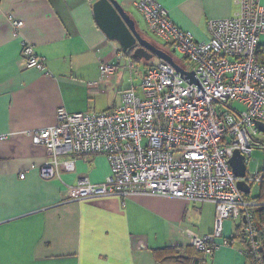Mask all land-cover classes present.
I'll list each match as a JSON object with an SVG mask.
<instances>
[{
    "label": "crops",
    "instance_id": "0c3cea01",
    "mask_svg": "<svg viewBox=\"0 0 264 264\" xmlns=\"http://www.w3.org/2000/svg\"><path fill=\"white\" fill-rule=\"evenodd\" d=\"M95 1L0 0V264H160L155 249L189 245L186 229L199 235L214 229L211 202L153 194L70 200L69 189L81 179L106 181L110 167L103 155L76 158L72 171L41 178L38 167L48 154L29 132L56 124L60 107L92 113L115 107L127 90L122 74L132 51L122 52L98 27ZM116 1L143 38L171 55L141 32L150 33L138 0ZM156 1L180 29L206 41L209 22L236 16L242 0ZM256 1L264 7V0ZM23 43L44 58L45 70L22 67ZM258 48L264 49V35ZM118 55L117 71L101 78V63ZM138 72L136 65L133 74ZM239 225L243 220H224L222 238L235 237ZM223 239L205 253L206 264H247L243 244L238 239L223 244Z\"/></svg>",
    "mask_w": 264,
    "mask_h": 264
},
{
    "label": "built area",
    "instance_id": "2783aa9c",
    "mask_svg": "<svg viewBox=\"0 0 264 264\" xmlns=\"http://www.w3.org/2000/svg\"><path fill=\"white\" fill-rule=\"evenodd\" d=\"M136 7L149 32L191 63L187 69L173 58L184 71L193 70L204 91L160 59L145 68L139 85L121 93L115 107L99 113L58 108L56 124L29 132L32 142L48 154L39 174L50 180L61 170L72 171L76 158L103 155L110 167L106 181L93 184L81 179L69 189L70 200L153 194L211 202L213 231L199 235L186 229L189 245L211 253V245L215 248L223 239V221L243 220L250 253L256 264H262L252 211L256 202L244 199L237 182L245 181L250 188L264 181L260 170H248L253 149L264 150V131L256 126L264 124V63L256 59L264 35V7L256 0H242L236 16L209 22L206 41L195 40L190 31L175 25L156 0H138ZM20 24L14 20L16 27ZM119 61L120 55L101 63V78L109 79ZM21 65L45 70L44 58L27 43L22 46ZM125 67L136 72L131 58ZM235 102L244 109L233 107ZM236 150L244 156L242 178L229 164Z\"/></svg>",
    "mask_w": 264,
    "mask_h": 264
},
{
    "label": "water",
    "instance_id": "95a60500",
    "mask_svg": "<svg viewBox=\"0 0 264 264\" xmlns=\"http://www.w3.org/2000/svg\"><path fill=\"white\" fill-rule=\"evenodd\" d=\"M93 13L98 27L107 36L109 40L116 41L122 52H131L132 56L137 59L150 60L153 56L162 59L171 64L175 70L180 72V77L189 84L193 82L200 89L204 88L194 75L193 70L184 71L173 59L171 55L157 48L147 39L143 38L137 30L135 21L122 8L116 0H96L93 5ZM256 126L264 131V124L256 122ZM244 156L239 151H234L229 159V164L236 177L242 178L245 176L246 166L243 162ZM237 186L244 194L250 193V188L245 181L238 180Z\"/></svg>",
    "mask_w": 264,
    "mask_h": 264
},
{
    "label": "trees",
    "instance_id": "16d2710c",
    "mask_svg": "<svg viewBox=\"0 0 264 264\" xmlns=\"http://www.w3.org/2000/svg\"><path fill=\"white\" fill-rule=\"evenodd\" d=\"M156 45L162 48V46L158 44ZM165 50L168 51V49ZM129 54L131 55L133 61H139V59L133 57L131 53ZM256 59L257 61L264 63V49H257ZM261 173L264 180V169ZM244 199L248 202H256V205L252 207V211L255 227L261 242L262 264H264V181L261 184L259 192L256 196L252 197L249 193L248 195H244ZM242 227L243 225H239L236 228V230H238V234L235 237L228 239V242L231 244L234 239H238L243 244V252L245 254L247 264H256L252 254L250 253L249 246L241 234L240 228ZM211 249H213L212 245ZM153 255L157 263L160 264H206L205 252L199 251L191 245L155 249L153 251Z\"/></svg>",
    "mask_w": 264,
    "mask_h": 264
},
{
    "label": "rangeland",
    "instance_id": "374dc122",
    "mask_svg": "<svg viewBox=\"0 0 264 264\" xmlns=\"http://www.w3.org/2000/svg\"><path fill=\"white\" fill-rule=\"evenodd\" d=\"M143 32V34L150 40H152L154 43H157L158 45H161L163 48L165 49H170V54L171 56L177 60V62L187 68V69H191L192 68V65L191 63L184 59L183 56L177 52H174L172 51V46L171 45H167V44H164L163 42H161L160 39H158L155 35L151 34V33H148L144 31H141ZM157 57H153L151 58L149 61H145V60H141L140 63L138 62H135V65H137V68L139 70V72L137 74H130L128 71H125L123 74H122V78L124 79V83H123V86H122V90H125V89H129L131 88V86H137L140 84V81H141V75H142V72H143V68H144V64L147 62L149 63H152V62H156V59ZM124 59L122 60V63H124ZM232 106L235 107L236 109L242 111L244 109V107L238 103H232ZM250 159V164L248 166V170L250 173H254L256 172V170H260L262 171L264 169V150L263 148H255L253 149L252 153H251V156L249 157ZM259 192V185L257 183H254L251 187H250V195L252 197L256 196Z\"/></svg>",
    "mask_w": 264,
    "mask_h": 264
},
{
    "label": "flooded vegetation",
    "instance_id": "af4514ba",
    "mask_svg": "<svg viewBox=\"0 0 264 264\" xmlns=\"http://www.w3.org/2000/svg\"><path fill=\"white\" fill-rule=\"evenodd\" d=\"M136 47H137V46H136ZM136 47H134L133 50H134ZM133 50H132V51H133Z\"/></svg>",
    "mask_w": 264,
    "mask_h": 264
}]
</instances>
